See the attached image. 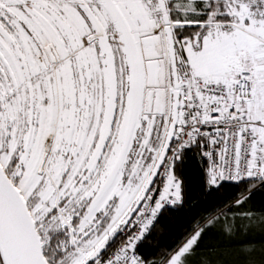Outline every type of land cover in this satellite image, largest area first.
<instances>
[{
  "label": "snow or ice",
  "instance_id": "obj_1",
  "mask_svg": "<svg viewBox=\"0 0 264 264\" xmlns=\"http://www.w3.org/2000/svg\"><path fill=\"white\" fill-rule=\"evenodd\" d=\"M190 153L246 190L160 264L217 226L203 264H264V216H229L264 187V0H0V264H150Z\"/></svg>",
  "mask_w": 264,
  "mask_h": 264
},
{
  "label": "trees",
  "instance_id": "obj_2",
  "mask_svg": "<svg viewBox=\"0 0 264 264\" xmlns=\"http://www.w3.org/2000/svg\"><path fill=\"white\" fill-rule=\"evenodd\" d=\"M178 175L184 181V203L170 208L154 226L150 243H145L137 249L150 264H160L164 254L183 239L191 229L205 218L227 204H234L235 198L244 193L246 186L225 184L219 190L208 189L204 183L201 167L197 158L190 153L184 163L178 166ZM251 210L257 219L264 216V187L254 190L251 197L240 207H233L232 213ZM241 223H247L241 221ZM259 240V229L254 233ZM226 244L225 237L219 226L211 229L201 242L198 254L193 257V264H203L205 257L213 246ZM213 264H230V257H209ZM257 261L260 257L257 255Z\"/></svg>",
  "mask_w": 264,
  "mask_h": 264
}]
</instances>
